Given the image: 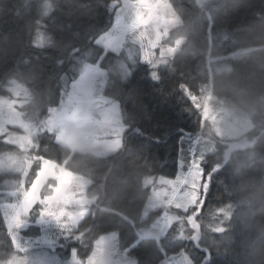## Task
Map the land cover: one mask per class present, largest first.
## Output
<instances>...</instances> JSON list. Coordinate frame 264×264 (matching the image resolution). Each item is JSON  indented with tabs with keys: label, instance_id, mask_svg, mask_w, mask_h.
Instances as JSON below:
<instances>
[{
	"label": "trees",
	"instance_id": "trees-1",
	"mask_svg": "<svg viewBox=\"0 0 264 264\" xmlns=\"http://www.w3.org/2000/svg\"><path fill=\"white\" fill-rule=\"evenodd\" d=\"M167 1L180 21L165 40L176 52L156 57L159 82L138 59L128 61V70L124 60L108 52L100 63L107 79L100 95L119 101L127 125L122 147L101 155L73 151L57 141L47 120L85 67L104 55L95 38L114 25L110 0H60L58 11L42 23H37L38 0H0V97H12L15 84L26 88L21 90L24 100L33 96L38 105L28 119L40 133L24 183L29 189L42 168L35 157L66 164L67 170L89 180L85 196L95 204L77 229L59 240L61 256H70L74 248L87 256L101 236L118 232L120 250L138 264H162L161 252L179 250L178 241L172 229L160 243L139 237L162 214L157 207L144 216L151 196L144 181L174 177L181 163L186 170L190 159L199 157L203 141L196 143L197 138L213 132L204 117L205 102L214 107L223 101L234 104L250 117L252 126L243 137L251 143L230 149L218 136L205 142L212 148L202 163L208 187L206 193L200 191L204 203L195 217L198 246L211 254L206 264H264V0ZM38 32L53 35L54 46L36 47ZM3 152H17V147L0 137ZM5 178L2 174L0 181ZM52 183L43 188L45 196ZM193 210L170 209L184 217L187 235L193 232L187 222ZM21 234L39 236L32 228ZM182 243L200 264L204 254L194 242ZM15 252L0 204V264Z\"/></svg>",
	"mask_w": 264,
	"mask_h": 264
},
{
	"label": "rangeland",
	"instance_id": "rangeland-1",
	"mask_svg": "<svg viewBox=\"0 0 264 264\" xmlns=\"http://www.w3.org/2000/svg\"><path fill=\"white\" fill-rule=\"evenodd\" d=\"M199 1L200 3H203V1L206 0ZM153 2L159 7L158 23L154 26L157 30L152 32V38L156 41L154 59L158 57L159 60L161 59V53H163V57H168L173 52H176L175 48L166 43L165 40L168 38L169 29L179 23L180 20L176 16L169 1L153 0ZM118 15L119 13L116 12V18ZM116 18L111 29L115 28ZM120 18L121 20L125 19V17ZM127 19L130 20V16L127 17ZM177 42L179 41L177 40ZM127 51H131V57H129L128 61H134L137 59L138 53L135 48ZM155 61H157V58ZM92 67H100V64L87 65L83 73ZM127 69L130 70L129 67H127ZM101 70L104 71L102 68ZM106 83L107 79L104 77L103 80L97 84V95L101 96V90L105 87ZM14 86L15 87L11 89L13 93L12 97H0V102H2L0 103V109L3 110L2 116H0V137H3V141H5V138L15 140L16 143L8 144L16 146L17 152H3L0 153V156L6 157L9 154H12L20 160L21 167L18 171L5 169L0 172V176L2 174H6V178L0 181V204L3 211L4 206L12 202V198L8 195L9 191H11L13 187H19V185L24 183L27 178V172L32 167V160L29 156L34 148L38 146V141H36V139L40 133L37 126L33 125V122L25 119L24 117L14 118L11 122L9 121V108H11L14 112L22 113L17 106H21L25 98V95L21 92V90L27 92L26 88L15 84ZM72 90L73 89L71 88L70 91L63 96V101L60 106H56L50 111V115L47 120V127L50 132H55L58 136L57 141L70 147L73 151L82 152L91 150L100 153L101 155L120 149L122 147L121 136L127 129V125L123 122L119 105L116 102H113L118 106L116 113V119L119 122L118 126L122 127L124 131L119 136L95 131L92 127V121L90 119H85L80 115L73 114L66 119L60 118V114L63 111L62 105L67 100V97ZM104 98L110 101L106 97ZM208 99H210V95H208L206 101H208ZM232 105L233 106H227V102L223 101L222 106L218 104L214 107L212 105L209 106L207 102H205L204 117L211 121L213 132L209 130L208 134L203 133L200 138H197L196 140V143L203 141L199 142L198 146L200 155L197 157V159L201 162L202 168L204 156L212 148L211 143L210 146L205 143L206 141L208 142L210 136H218L217 138L220 137V139H222L230 149H234L236 147L239 148L241 146L244 147L251 143L250 140H246L243 137L244 133L252 126L250 117L246 113L238 111L239 109L234 104ZM96 118L99 119V115H97ZM21 144L24 146L23 148H21ZM35 158L41 159L42 169L38 177L35 179V183H33L32 187L29 189L37 188V196H39V188H44L49 180H53L55 185L48 186L47 191L50 192V195H47L46 198L55 199L57 201L56 207L62 212L61 218L69 225V227L63 230L54 220L38 216L37 213L40 206L39 204L34 205L33 215L28 218L24 228L22 227L18 231L11 233L8 229L9 233L13 237V241L18 238L23 249L20 251L16 249L15 255L11 258L20 257L25 261V264H74L72 253L68 257H63L57 252V249L61 247V242H59V240L67 238V235H69L72 230H76L85 216L92 210L93 202L85 197V189L89 180H85L82 177L66 170L63 165H59L54 161L38 157ZM203 178L204 168L201 176V183H203ZM150 179L151 178H146L144 183L152 187L151 183H149ZM199 197L200 192L198 193V198ZM155 208L157 207L153 204L151 194L144 209V216H147L149 212ZM165 211L170 215H176L175 212L170 211V209H165ZM160 216L156 218L155 222L149 229H147L144 233H141L142 237H155L156 241L160 243L161 238L168 235L171 229L164 235H162L159 230ZM31 228L34 229L39 236L35 234V236H24L21 234L23 231H29ZM104 238L113 242L115 259L112 264H138V262L127 254L126 251L120 250L118 232L105 234L97 241ZM11 258L4 260L2 264H8V261Z\"/></svg>",
	"mask_w": 264,
	"mask_h": 264
},
{
	"label": "snow or ice",
	"instance_id": "snow-or-ice-1",
	"mask_svg": "<svg viewBox=\"0 0 264 264\" xmlns=\"http://www.w3.org/2000/svg\"><path fill=\"white\" fill-rule=\"evenodd\" d=\"M110 4L119 13L115 28L98 34L95 44L101 46L105 52L113 53L117 59L124 60L129 69L128 59L131 57V51H128L126 56L125 50L135 48L138 53L137 59L147 66L152 80L159 82L158 69L154 67L156 41L152 38V32L157 30L154 26L158 23L159 18L158 5L153 0H110ZM129 16L130 20L127 19ZM120 17H125V19L121 20ZM45 39L44 33L38 32L33 43L36 47H42ZM161 58H163V53H161ZM104 77L105 72L100 67H92L82 73L79 80L73 83V90L62 105L63 111L60 118L66 119L70 115H80L81 112H86L92 114L90 120L93 130L119 136L124 129L118 126L119 122L116 119L118 106L97 95L96 92L97 84ZM2 111L0 109V116H2ZM10 115L11 113L8 112L11 122ZM97 115H99V119L96 118ZM5 142L16 143L15 140L9 138H5ZM20 146L24 147L22 144ZM20 167V160L12 154L6 157L0 156V172L5 169L18 171ZM202 173L203 168L200 160L192 157L186 170L184 164L181 163L180 170L174 177L159 176L149 180L152 185L153 204L162 210L159 230L164 235L172 229L173 239L178 241L175 245L179 247V251L172 247V254H169L168 250L162 251V264H196V259L183 247L182 242L184 241L194 242V247L204 254L200 264H206V261L211 258L210 253L198 246L199 225L195 220L204 203L198 198V193L201 190L206 193L208 187L206 182L201 183ZM207 179H210V176ZM37 191V188L28 189L25 183H21L19 187H13L9 191L8 195L12 198V202L4 206V217L10 233L25 227L28 218L33 215L36 204L40 206L38 216L54 220L63 230L69 227L61 218L62 212L56 207L57 201L46 198L43 187L39 188V196H37ZM189 208H194L192 215L187 217V222L193 229L191 235L185 234L183 230L184 217L170 215L165 211V209H176L180 212H187ZM173 225H175L174 229ZM11 238L13 237L10 234ZM14 247L18 251L23 250L18 238L14 239ZM133 250L134 247L129 244V251ZM114 251L113 242L104 238L97 241L93 251L89 252L87 256L81 257L76 248L72 249V254L74 264H112L115 259ZM8 264H25V261L20 257H13L8 261Z\"/></svg>",
	"mask_w": 264,
	"mask_h": 264
},
{
	"label": "clouds",
	"instance_id": "clouds-1",
	"mask_svg": "<svg viewBox=\"0 0 264 264\" xmlns=\"http://www.w3.org/2000/svg\"><path fill=\"white\" fill-rule=\"evenodd\" d=\"M60 4V0H38V15L39 20L37 23H42L43 21L51 18L54 16V14L58 11V7ZM45 42L44 45L53 47L55 44V37L51 34L45 36ZM106 71V69L104 70ZM126 83V81H124ZM119 103V101H117ZM38 105L36 104L35 98L33 96H30L29 98L25 99L21 107L25 109L23 113L14 112L11 108H9L10 120L12 121L14 118L24 117L25 119H30L32 115L34 114V111ZM94 114V113H93ZM92 114L81 112L80 116H82L85 119H90Z\"/></svg>",
	"mask_w": 264,
	"mask_h": 264
}]
</instances>
